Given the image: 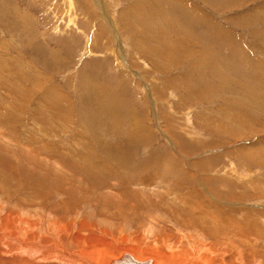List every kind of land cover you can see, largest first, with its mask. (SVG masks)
I'll return each mask as SVG.
<instances>
[{
  "label": "rangeland",
  "instance_id": "obj_1",
  "mask_svg": "<svg viewBox=\"0 0 264 264\" xmlns=\"http://www.w3.org/2000/svg\"><path fill=\"white\" fill-rule=\"evenodd\" d=\"M23 157L44 193L133 230L199 175L264 229V0H0V164Z\"/></svg>",
  "mask_w": 264,
  "mask_h": 264
},
{
  "label": "bare ground",
  "instance_id": "obj_2",
  "mask_svg": "<svg viewBox=\"0 0 264 264\" xmlns=\"http://www.w3.org/2000/svg\"><path fill=\"white\" fill-rule=\"evenodd\" d=\"M27 146L26 152L31 156L40 154V158L48 157V162L49 158L55 159L47 151L43 155L44 150L30 142ZM43 147L47 149V145ZM32 158L16 159L17 165L14 163V170L9 171L6 163L10 165L11 161L7 159L0 164V264H130L132 261L139 264H264V254L251 252L256 249L254 226L258 230V241L264 239V229L258 228V210H246L236 198H226L223 193L227 189L212 192L213 187L207 185L210 183L208 176H198L201 193H195L193 197L191 192H182L184 199L178 197L179 208L172 209L170 203H166L175 215L162 213L158 222H168L169 229L158 228L159 223L148 221L143 229L133 230L132 226L125 227L96 216L89 204L84 205L88 211L80 213L71 210L67 197L61 196L60 192L44 193L45 179L40 182L37 177L42 162ZM59 159L56 161L58 166L62 162ZM65 165L60 163V168ZM54 179L51 180L56 181ZM229 180L224 181L228 183ZM15 195L19 196L15 198ZM52 197L57 198L56 201L53 202ZM236 203L238 208L234 209L232 204ZM188 212L192 216L188 218L189 222H171L187 217ZM157 231L165 233L163 241L157 238ZM229 246L231 250L235 249L231 254Z\"/></svg>",
  "mask_w": 264,
  "mask_h": 264
},
{
  "label": "water",
  "instance_id": "obj_3",
  "mask_svg": "<svg viewBox=\"0 0 264 264\" xmlns=\"http://www.w3.org/2000/svg\"><path fill=\"white\" fill-rule=\"evenodd\" d=\"M130 264H139V263L132 261V262H130Z\"/></svg>",
  "mask_w": 264,
  "mask_h": 264
}]
</instances>
